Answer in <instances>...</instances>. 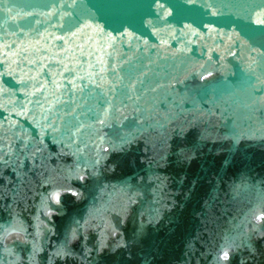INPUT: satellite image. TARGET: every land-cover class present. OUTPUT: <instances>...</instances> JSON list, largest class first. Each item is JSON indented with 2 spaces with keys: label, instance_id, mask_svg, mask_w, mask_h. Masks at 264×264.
<instances>
[{
  "label": "water",
  "instance_id": "water-1",
  "mask_svg": "<svg viewBox=\"0 0 264 264\" xmlns=\"http://www.w3.org/2000/svg\"><path fill=\"white\" fill-rule=\"evenodd\" d=\"M0 264H264V0H0Z\"/></svg>",
  "mask_w": 264,
  "mask_h": 264
}]
</instances>
